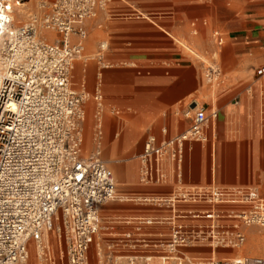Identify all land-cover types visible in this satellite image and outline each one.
<instances>
[{
	"label": "built area",
	"instance_id": "obj_1",
	"mask_svg": "<svg viewBox=\"0 0 264 264\" xmlns=\"http://www.w3.org/2000/svg\"><path fill=\"white\" fill-rule=\"evenodd\" d=\"M29 1L0 0V264H29L30 243H44L45 235L55 228L67 264H92L93 245L98 264H157L156 259L158 264H264V254L195 262L181 250L201 242L241 247L246 242L243 226L264 227V197L257 187L182 182L188 143L208 140L205 128L210 117L204 107L186 113L191 123L184 132L162 141L149 136L139 156L140 179L145 184L165 182L163 162L174 163L178 182L171 194L133 199L175 210L169 219V239L156 244L145 238L144 226L159 221L145 217L136 220L134 231L102 243L110 227L102 223L100 208L120 198L114 173L100 149L83 157L82 124L85 103L92 98L98 106V135L102 134L104 95L100 85L94 94L75 89L72 72L84 54L87 21L96 19L114 0H39L38 11L16 25V12ZM192 26L197 34V22ZM212 36L218 45L224 43L219 31ZM100 48L106 50L108 43ZM257 74L264 75V67ZM221 75L216 62L204 68L210 83ZM179 203L212 207L178 212ZM224 205L232 207L219 208ZM188 216L212 222L198 227L179 222ZM221 219L235 222L224 225ZM155 248H162V253H152ZM123 249L130 253L120 252ZM38 258L40 264H58L49 249Z\"/></svg>",
	"mask_w": 264,
	"mask_h": 264
},
{
	"label": "crops",
	"instance_id": "obj_2",
	"mask_svg": "<svg viewBox=\"0 0 264 264\" xmlns=\"http://www.w3.org/2000/svg\"><path fill=\"white\" fill-rule=\"evenodd\" d=\"M120 1L123 0H114L96 19L87 21L84 54L75 61L72 72V86L75 89L94 94L100 85L104 95L100 136L97 102L91 98L85 103L82 155L89 158L100 149L101 158L107 165V160L111 163V167H108L115 176L117 195L121 200L125 199V208L118 210L125 213L117 216L120 221H111L109 214L106 216L108 218L101 216L110 227V233L103 236L102 243L105 245L108 240L119 239L127 231H134L137 219L151 217L159 221L144 226V237L159 244L169 239V219L175 210L134 203L133 199L169 195L178 179L174 163L165 160L163 169L167 180L163 183H143L138 152L142 151L145 140L151 135L162 141L187 130L191 123L186 115L188 111L194 113L199 107L206 109L210 117L205 128L209 140L206 144L198 141L188 143L182 182L189 186L257 187L264 197L260 189H263L264 176L260 177L258 169V166H264V75L257 74L258 69L264 67V24L260 25L255 19L249 20L237 33L227 34L211 27L210 47L204 51L207 60H202L199 65L179 51L173 53L177 48L165 41L167 36L156 30L147 35L144 22H190L192 35H200L210 27L208 17L213 22H221L233 16L232 10L225 6L226 0H128L127 7L121 6ZM122 20H125L123 44L126 59L123 65L113 62L107 66L90 67L86 51L91 28L112 31L116 27L111 23ZM194 21L197 22V34L193 33ZM174 28L178 30L176 26ZM214 31H219L223 36L222 45H218L213 38ZM164 32L172 35L169 31ZM74 41H78V38L74 37ZM103 42L108 43L106 50H112V34ZM212 62L223 66L225 73L222 83L216 86L204 78L202 71L206 63ZM213 112L217 113L216 118L211 117ZM108 150L111 155L114 151L115 154L106 159ZM115 158L119 161L115 162ZM211 207L203 203H179L176 210L190 212ZM230 207L219 206L224 209ZM179 222L188 227H198L209 225L212 221L188 216L180 218ZM219 222L231 225L235 220L221 219ZM254 227L256 225L243 226L246 241L251 234L254 248L250 250L248 246H242L241 253H257L263 249L264 245L259 243L261 237L254 236ZM261 239L264 241V236ZM188 248L191 247L181 250L194 259ZM162 251L155 248L151 252L160 254ZM120 252L130 253L126 249ZM211 254L215 256L217 252ZM90 262L99 263L95 245L90 251ZM109 264L112 262L109 261Z\"/></svg>",
	"mask_w": 264,
	"mask_h": 264
},
{
	"label": "rangeland",
	"instance_id": "obj_3",
	"mask_svg": "<svg viewBox=\"0 0 264 264\" xmlns=\"http://www.w3.org/2000/svg\"><path fill=\"white\" fill-rule=\"evenodd\" d=\"M38 2L39 0H30L28 3L25 4L24 8L20 9L19 12H16V25H19L23 22L26 21L28 14L31 12H37L38 11ZM121 6L129 5L128 0H123L120 1L119 3ZM225 6L229 9L232 10L233 16L227 17L225 20L221 22H213L210 20L208 17V21L210 23V27L205 29L204 32L200 35H192L191 29H190V22H167V21H146L144 22L146 25V34L149 35V32H153V30L158 31V33H161L162 35L167 36V39L165 41L167 43H170L169 45H173L177 48V50L173 51V53H183L185 56L191 58L195 63L201 65L202 60H207L204 57V51L210 47V28L216 27L221 29L225 34L231 32V33H237V30L240 29V27L244 26L247 21L249 20H257L260 25L264 24V0H226L225 1ZM127 7V6H125ZM114 28L112 31L109 29L103 30L98 27H93L91 28L89 37H88V45H87V51L86 54L89 57V63L90 67L96 66V67H102V66H107L110 64L117 63L119 62L120 65H123L125 62V20L122 21H115L111 23ZM177 27V31H175V28ZM115 30V31H114ZM164 30L171 32V36L167 35ZM49 33H47L48 35ZM109 34H112L113 36V48L112 50H101L100 45L103 41L107 40L109 38ZM227 43V41H226ZM166 46H168L166 44ZM187 46H189L191 49L190 50ZM199 55V57H197ZM208 63H206L207 65ZM222 69V75L220 79L216 82L213 83L214 85H218L222 83L224 79V69L223 66H221ZM205 68V67H204ZM204 68H203V73H204ZM203 75V74H202ZM205 78V76H204ZM148 139V138H147ZM146 139V140H147ZM145 140V142H146ZM144 142V144H145ZM144 150V145L142 151H139L138 153H142ZM137 153V154H138ZM115 154V151L112 155ZM109 153V150L107 151V156L105 158L107 159L112 156ZM140 156V155H139ZM108 165L111 167V163L109 160ZM119 161L118 159L115 158V162ZM139 164L141 166V161L139 158ZM259 172H260V177L264 176V166H258ZM260 184V183H256ZM119 185V184H118ZM264 189V184L262 185ZM261 192L264 194V190L262 188ZM119 190V186H118ZM121 193V192H119ZM123 200V201H122ZM117 199V201H110L109 203L105 204L104 207L101 210L104 218L109 214V219L111 221H120L117 219V216H121L120 214H125L124 212L118 211L119 209L125 208V199ZM134 203H141L139 201H136ZM111 214V216H110ZM113 215V216H112ZM102 218V217H101ZM108 218V217H106ZM102 223L104 225H109L107 224V220L105 221L102 219ZM254 236H259L262 238L264 236V228L261 227H254ZM260 238L259 243L264 245V241ZM49 241V247L50 251L52 253L53 258L56 259L58 264H67L66 258H62V249L63 246L59 240L57 229H53L48 237L46 239ZM252 238L251 234L248 235V239L245 244L242 246L245 247L248 246L250 250L254 248V245L252 244ZM35 242H31L30 244V255H31V262L30 264H40L41 260L39 258H36V251H35ZM239 247H225L223 245H219V249H212L211 244L205 242V243H197L191 248H188L190 251H192V256L194 257L195 262H202V261H207L211 259L212 254L211 252H217L215 257L217 259H223L225 257H252V258H258L261 257L263 252H264V246L261 252L257 253H248L244 252L241 253L240 250L243 248ZM162 249V248H158ZM231 252H237L235 254H230ZM162 253V252H161ZM159 260L156 259L155 263H159Z\"/></svg>",
	"mask_w": 264,
	"mask_h": 264
},
{
	"label": "bare ground",
	"instance_id": "obj_4",
	"mask_svg": "<svg viewBox=\"0 0 264 264\" xmlns=\"http://www.w3.org/2000/svg\"><path fill=\"white\" fill-rule=\"evenodd\" d=\"M208 140H209V138H208ZM208 140L205 141L204 143L206 144L208 142ZM50 233L51 232H49L47 235H45L44 243H36L35 242V245L34 246H35V251H36V258H38V255L41 254L45 249H49L50 250L49 241L46 240V239H48ZM212 249H219V246H215L214 245V247ZM29 256H30V258H29V264H30V262H31V255H30V253H29ZM211 258H217V257L213 256Z\"/></svg>",
	"mask_w": 264,
	"mask_h": 264
}]
</instances>
